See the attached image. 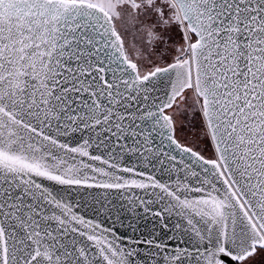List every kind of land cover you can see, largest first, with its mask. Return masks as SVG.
<instances>
[{
    "label": "snow or ice",
    "instance_id": "1",
    "mask_svg": "<svg viewBox=\"0 0 264 264\" xmlns=\"http://www.w3.org/2000/svg\"><path fill=\"white\" fill-rule=\"evenodd\" d=\"M0 264H264V0H0Z\"/></svg>",
    "mask_w": 264,
    "mask_h": 264
}]
</instances>
